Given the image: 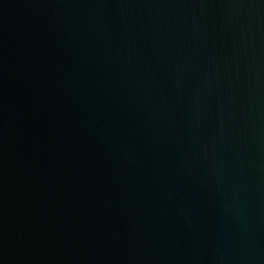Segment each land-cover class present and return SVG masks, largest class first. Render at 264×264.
Segmentation results:
<instances>
[{"label":"water","instance_id":"1","mask_svg":"<svg viewBox=\"0 0 264 264\" xmlns=\"http://www.w3.org/2000/svg\"><path fill=\"white\" fill-rule=\"evenodd\" d=\"M0 264H264V0H0Z\"/></svg>","mask_w":264,"mask_h":264}]
</instances>
